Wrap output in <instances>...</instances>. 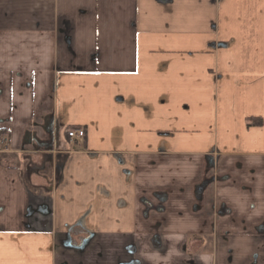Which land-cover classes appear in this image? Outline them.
Here are the masks:
<instances>
[{
	"label": "crops",
	"instance_id": "crops-1",
	"mask_svg": "<svg viewBox=\"0 0 264 264\" xmlns=\"http://www.w3.org/2000/svg\"><path fill=\"white\" fill-rule=\"evenodd\" d=\"M258 225L264 0H0V264H264Z\"/></svg>",
	"mask_w": 264,
	"mask_h": 264
},
{
	"label": "flooded vegetation",
	"instance_id": "flooded-vegetation-1",
	"mask_svg": "<svg viewBox=\"0 0 264 264\" xmlns=\"http://www.w3.org/2000/svg\"><path fill=\"white\" fill-rule=\"evenodd\" d=\"M66 155H65V160H66ZM59 160H60V158H59ZM218 162H219V160H218ZM63 159L62 160H60L59 161V166H63ZM211 164H213V165H215L216 164V162H214V161H212L211 162ZM210 181H212V182H216V183H218V184H222V183H226V182H228V181H232V175L230 174V173H224V174H221V173H216L213 177H211V180L210 179H207V180H204L201 184L202 185H200L199 186V191H198V196H199V199L200 198H202V195H203V192H204V189L207 187V185L210 183ZM201 196V197H200ZM158 199H159V205L158 206H156V209L159 211V212H162V211H164V206H163V203L166 201V197H167V194H158L157 196H156ZM198 199V200H199ZM149 204H150V206H149V208L148 209H146V211L144 212V215H145V218L149 215V212H150V209L152 208V207H154V204L152 203V202H148ZM148 204V205H149ZM223 207H224V210H226V211H224L223 210ZM228 208H226L225 206H222L221 207V209L218 211L221 215H223V214H225V213H228ZM77 230V231H76ZM83 230V228H82V226H80V225H76V227H74V228H72L71 230H70V234H71V236H72V239H74V238H76V237H78L80 234H79V231H82ZM256 232L257 233H264V225H258L257 226V229H256ZM87 237L86 238H88V237H90L91 235H92V237H91V239L88 241V243L92 240V238L94 237V232L91 230L90 231V233L89 232H87ZM85 238V239H86ZM84 239V240H85ZM200 239V238H199ZM84 240H83V242H84ZM73 242V241H72ZM63 243H65V241L63 242ZM88 243H86V245H88ZM82 245V244H81ZM86 248V247H85ZM84 248V249H85ZM84 249H79V250H84ZM127 251H128V253H129V255L131 254V255H136V250L134 249V248H132V247H129L128 249H127ZM195 255H193L192 257H191V261H195L194 259H195V257H194ZM120 264H141V262H140V260L139 259H129V260H124V259H121V261L119 262ZM194 263V262H193Z\"/></svg>",
	"mask_w": 264,
	"mask_h": 264
},
{
	"label": "water",
	"instance_id": "water-1",
	"mask_svg": "<svg viewBox=\"0 0 264 264\" xmlns=\"http://www.w3.org/2000/svg\"><path fill=\"white\" fill-rule=\"evenodd\" d=\"M53 90L54 88H52L51 90V94H50V98L52 100V94H53ZM46 116H48L47 120H44L41 124H38V122H33V126L35 125H40L42 131L46 134H49L51 136V138L54 137V133L55 135L58 134V132L60 131V127H64V123L59 121V126L57 124H55V119H54V108L51 107L49 111H47L46 113ZM59 118H62V113L60 112L59 114ZM46 128L50 129V132L47 130L46 131ZM33 132V135L35 133V129L33 128L32 130ZM53 136V137H52ZM31 140V130L30 129H27L25 132H24V135H23V138H22V142H30ZM100 187H97V192L99 191ZM98 195L99 192H98ZM95 210L94 208V204H90L87 209L80 215V217L78 218L77 220V225H80L82 226V228L85 230V229H88L87 228V225H88V218L90 217V215L92 214V212ZM91 231V230H90ZM90 231H88L90 233ZM85 232H87L85 230ZM92 235L88 238H86L84 240V242L82 243V245L80 246H75L72 241V236L70 234V231L68 232L67 234V238L65 240V243H64V246L67 247V248H74V249H84L86 247V243H88V241L91 239Z\"/></svg>",
	"mask_w": 264,
	"mask_h": 264
},
{
	"label": "built area",
	"instance_id": "built-area-1",
	"mask_svg": "<svg viewBox=\"0 0 264 264\" xmlns=\"http://www.w3.org/2000/svg\"><path fill=\"white\" fill-rule=\"evenodd\" d=\"M85 135L84 130L79 129V130H70L68 131V136L73 140H77L78 138H82ZM3 144L7 143V139L2 140Z\"/></svg>",
	"mask_w": 264,
	"mask_h": 264
},
{
	"label": "trees",
	"instance_id": "trees-1",
	"mask_svg": "<svg viewBox=\"0 0 264 264\" xmlns=\"http://www.w3.org/2000/svg\"><path fill=\"white\" fill-rule=\"evenodd\" d=\"M258 123H259V124H262V122H261V121H259ZM251 124H252V122H251V121H249V122H248V125H251Z\"/></svg>",
	"mask_w": 264,
	"mask_h": 264
}]
</instances>
